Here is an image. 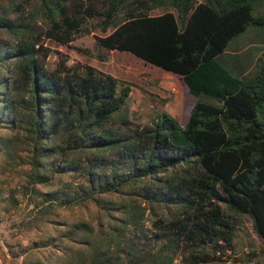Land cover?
I'll return each mask as SVG.
<instances>
[{
	"label": "trees",
	"instance_id": "1",
	"mask_svg": "<svg viewBox=\"0 0 264 264\" xmlns=\"http://www.w3.org/2000/svg\"><path fill=\"white\" fill-rule=\"evenodd\" d=\"M95 1L0 0V33L11 37L0 35V126L10 131L0 151L26 152L38 211L93 200L106 219L97 231L86 220L71 223L44 244L51 239L55 249L24 254L20 264L211 261L231 248L242 216L264 238V49L225 50L246 27L263 31L264 14L253 9L264 0ZM88 19L86 32H103L94 34L97 58L124 50L182 79L194 96L184 121L159 110L146 125L113 126L115 115L126 120L120 111L132 81L86 63L45 65L48 48L36 36L66 42ZM66 173L80 180L34 186ZM134 196L164 210L154 220L155 248L132 239L123 248L119 233H109L113 211Z\"/></svg>",
	"mask_w": 264,
	"mask_h": 264
},
{
	"label": "rangeland",
	"instance_id": "2",
	"mask_svg": "<svg viewBox=\"0 0 264 264\" xmlns=\"http://www.w3.org/2000/svg\"><path fill=\"white\" fill-rule=\"evenodd\" d=\"M159 10L160 8H155L152 12ZM171 10L174 11L173 8ZM253 13L264 14V4L255 7ZM91 21L88 19L83 22L66 42H58L40 32L36 36L35 45L41 44L48 48L44 58L45 65L52 68L61 61L65 65L86 63L117 78L132 81L134 85L126 98L125 108L120 111L126 120L122 122L119 115H115L111 120L113 126L134 128L146 125L159 110L168 112L180 122L184 121L194 96L187 91L182 79L177 74L144 62L124 50L110 49L104 52L105 58H97L94 54V34L103 32L97 28L86 32L85 27L91 29ZM258 31L259 33L252 26L246 27L228 42L225 50L253 51V44L263 45L261 48L264 49V39H256L258 34L264 38V29ZM0 35L11 38L4 32ZM8 131L9 129L0 126V136L7 135ZM28 167L26 152H19V156H9L0 151V194L3 198L0 200V264H20L24 254L34 259L43 249H55L51 239L49 244L44 245L47 239L54 234L62 237V231L75 221H88L93 231H97L99 227L104 228L102 225L106 223L103 217L100 221L103 206L93 200L38 211L35 201H38L39 195L28 191L31 186L27 182ZM79 180L77 174L66 173L34 186L43 191ZM134 197L123 211H113L118 216H112L114 226L113 229H108L109 233H119L120 241L123 242H120V246L123 245V248L128 239H132L137 248H155L157 243L153 240V233L159 231L160 223H154V220L158 214L164 218V210L159 206L151 209L147 201L139 196ZM11 198L14 199L13 205L9 204ZM3 204L7 205V209L1 208ZM99 231L104 234L103 230ZM231 243V248L223 247L222 252H215L218 258L196 264H264V238L254 232L246 217L237 219ZM8 249L15 251L14 254ZM19 249L28 250L20 252ZM174 261L178 263L179 257Z\"/></svg>",
	"mask_w": 264,
	"mask_h": 264
},
{
	"label": "crops",
	"instance_id": "3",
	"mask_svg": "<svg viewBox=\"0 0 264 264\" xmlns=\"http://www.w3.org/2000/svg\"><path fill=\"white\" fill-rule=\"evenodd\" d=\"M160 68V67H159ZM167 71V70H166ZM170 72V71H169ZM185 120V119H184Z\"/></svg>",
	"mask_w": 264,
	"mask_h": 264
}]
</instances>
